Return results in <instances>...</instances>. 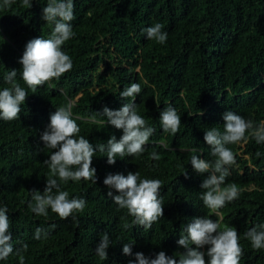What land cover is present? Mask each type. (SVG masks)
Masks as SVG:
<instances>
[{
  "label": "trees",
  "instance_id": "obj_1",
  "mask_svg": "<svg viewBox=\"0 0 264 264\" xmlns=\"http://www.w3.org/2000/svg\"><path fill=\"white\" fill-rule=\"evenodd\" d=\"M46 4L32 0V7L26 8L15 0L10 9H0V90L11 86L4 77L14 69L15 82L28 93L19 119L0 120V206L8 208L14 249L28 245L25 264H129L137 252L150 258L160 251L174 256L186 251L177 244L183 227L207 215L220 219L221 230L227 226L238 231L240 264H264V249L253 250L244 237L247 230L264 224V143L249 138L227 145L236 163L222 187L235 183L241 195L219 210L220 217L200 199V185L209 173L199 175L190 164L193 154L215 159L204 134L212 127L223 131L225 111L256 124L264 121V0H74L75 35L62 46L73 67L32 93L18 61L28 41L51 35L54 26L42 19ZM155 23L168 34L165 44L146 38L144 29ZM132 83L140 84L141 93L122 99L120 92ZM69 101L80 127L77 138L83 136L94 146H106L111 136L119 140L123 134L99 114L105 106L118 110L134 102L137 114L155 129L139 157H117L109 165L106 152L97 150L92 163L96 184L70 180L61 185L69 199L86 201L75 220L60 219L51 209L47 217L38 216L29 208L30 191L43 194L49 174L43 162L52 150L44 149L40 136L50 115ZM169 106L181 117L175 135L163 132L159 120ZM92 116L105 123L92 122ZM153 151L159 160L150 159ZM186 170L187 178L182 174ZM136 171L141 179L163 181V217L148 231L124 227L133 217L107 196L103 184L110 173L126 176ZM37 228L48 230V238L34 239ZM105 232L111 243L108 258L101 260L95 248ZM133 241V255H124V244ZM207 247L201 251L206 253ZM0 264L19 260L13 253Z\"/></svg>",
  "mask_w": 264,
  "mask_h": 264
},
{
  "label": "clouds",
  "instance_id": "obj_2",
  "mask_svg": "<svg viewBox=\"0 0 264 264\" xmlns=\"http://www.w3.org/2000/svg\"><path fill=\"white\" fill-rule=\"evenodd\" d=\"M13 3L15 0H2L0 9H10ZM22 6L31 8L32 0H22ZM74 8V0H47L42 10V19L54 26L51 35L48 39L38 37L28 41L18 61L22 65L21 78L32 93H36L38 86H43L53 78L58 80L73 67L71 57L62 50V46L75 35L71 23L75 19ZM162 28L161 23L145 28L146 38L165 44L168 34L162 31ZM16 76L17 70L13 69L4 77L11 86L0 90V120L13 121L20 118L21 105L25 103L28 93L15 82ZM140 93V84L132 83L120 92V97L134 98ZM73 106L69 101L65 106L56 108L40 136L44 149H50L52 152L43 162L49 169L43 194L35 189L30 191L32 203L29 204V208L38 216L47 217L48 210L51 209L60 219L72 217L75 220L76 214L85 210L86 201L82 198L69 199V193L61 190V185L67 184L70 180L91 181L96 184V169L92 167V163L97 150L101 153L106 152L109 165H114L117 157L120 159L139 157L144 153L145 145L155 131L137 114L134 102L124 103L118 110H111L105 106L99 114L106 117L107 124L122 130L123 134L119 140L114 135L111 136L106 146L104 144L94 146L83 136L77 138L80 127L72 118ZM199 114L202 115V111ZM222 118L223 131L212 127L204 134V141L211 149L210 155L215 159L212 161L200 159L196 154L190 158L195 173L199 175L209 173L200 185L203 189L200 199L204 207L217 217L221 216L219 212L221 208L239 199L241 195V189L235 183L222 187L230 175V166L236 163L235 154L227 145L247 143L249 138L255 140L257 144L264 143V121L256 124L232 111H225ZM89 119L94 123H105L96 120L95 116ZM159 120L163 132L175 135L179 131L181 117L175 108L171 106L165 108L161 111ZM196 151L197 149H192L193 153ZM259 155L257 153V156ZM160 158L156 151L150 154L152 160ZM182 174L187 178V170ZM103 184L108 189L107 196L133 217L130 225H124L125 228L142 226L148 231L163 217V200L160 198L163 181L160 179H141L139 171L129 172L126 176L110 173L105 177ZM7 213L8 208L0 206V261L7 260L14 253L19 264H25L23 253L27 251L28 245L24 244L14 249ZM209 216L211 215L193 218L183 227L177 244L186 251L177 252L174 256H168L164 251H160L155 258L137 252L134 261L130 260L129 264H206L205 256L208 258L207 264H240L243 248L239 243L238 231L227 226L221 230L220 219L213 220ZM51 227L54 229L55 225ZM48 234V230L37 228L33 238L47 239ZM244 237L250 241L253 250L264 249V224L247 230ZM110 243L108 233L101 234L100 242L95 248V253L101 260L108 258L107 249ZM134 243L135 241L124 244L122 249L124 255H133ZM193 245L195 247H192ZM205 246H208L206 253L201 251ZM175 256L179 257L178 262Z\"/></svg>",
  "mask_w": 264,
  "mask_h": 264
}]
</instances>
